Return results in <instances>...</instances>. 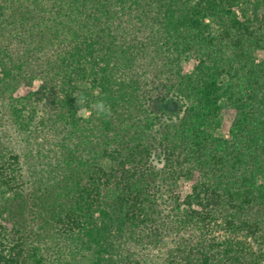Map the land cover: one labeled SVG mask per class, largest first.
<instances>
[{"label":"trees","instance_id":"obj_1","mask_svg":"<svg viewBox=\"0 0 264 264\" xmlns=\"http://www.w3.org/2000/svg\"><path fill=\"white\" fill-rule=\"evenodd\" d=\"M0 264H264V0H0Z\"/></svg>","mask_w":264,"mask_h":264},{"label":"rangeland","instance_id":"obj_2","mask_svg":"<svg viewBox=\"0 0 264 264\" xmlns=\"http://www.w3.org/2000/svg\"><path fill=\"white\" fill-rule=\"evenodd\" d=\"M193 64H194L193 61L185 63L183 65L184 72H189L192 69ZM33 90L34 91L38 90V83H34ZM18 93L23 95L25 93V91L20 90V91H18ZM150 108H151V110H153V112H155L158 115H161L167 119H173V118H176V117L181 115L183 106H182V103L178 99H176L174 97H167L164 100L155 101V102L151 103ZM81 113H82V115H86V112H84V111ZM233 115H234L233 112H229L223 120L221 133L225 136L227 135L228 126H229L230 121L233 118ZM156 160H157V158H156ZM180 187H181V191H182L183 195H185L189 191V184L186 182L182 181L180 184Z\"/></svg>","mask_w":264,"mask_h":264},{"label":"clouds","instance_id":"obj_3","mask_svg":"<svg viewBox=\"0 0 264 264\" xmlns=\"http://www.w3.org/2000/svg\"><path fill=\"white\" fill-rule=\"evenodd\" d=\"M84 99H85L84 97H81V98L77 99V104L78 105L82 104L84 102ZM97 106H98V108H102L103 109V111L98 112L97 115H107L108 114V111H107L106 108H104V105H103L102 101L98 102ZM83 111H85L83 108L78 109V112H83Z\"/></svg>","mask_w":264,"mask_h":264}]
</instances>
